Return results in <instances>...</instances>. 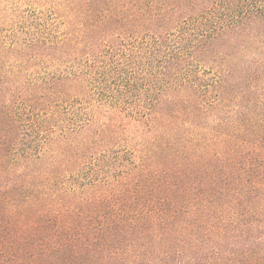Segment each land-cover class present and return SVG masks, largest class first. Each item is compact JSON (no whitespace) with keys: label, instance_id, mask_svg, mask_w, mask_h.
<instances>
[{"label":"trees","instance_id":"obj_1","mask_svg":"<svg viewBox=\"0 0 264 264\" xmlns=\"http://www.w3.org/2000/svg\"><path fill=\"white\" fill-rule=\"evenodd\" d=\"M54 1L0 21V264H264V0Z\"/></svg>","mask_w":264,"mask_h":264},{"label":"rangeland","instance_id":"obj_2","mask_svg":"<svg viewBox=\"0 0 264 264\" xmlns=\"http://www.w3.org/2000/svg\"><path fill=\"white\" fill-rule=\"evenodd\" d=\"M55 3L54 0H0V21L5 20V31H11L19 22H29L41 16L49 19L54 17L49 11L48 5ZM51 6V5H50ZM38 15V16H35ZM52 15V16H51ZM16 26V27H17Z\"/></svg>","mask_w":264,"mask_h":264}]
</instances>
